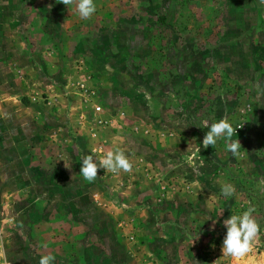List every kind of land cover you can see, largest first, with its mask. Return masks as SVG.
Returning <instances> with one entry per match:
<instances>
[{
	"label": "rangeland",
	"instance_id": "obj_1",
	"mask_svg": "<svg viewBox=\"0 0 264 264\" xmlns=\"http://www.w3.org/2000/svg\"><path fill=\"white\" fill-rule=\"evenodd\" d=\"M21 1H25L21 11L27 13L22 27L32 33L38 24L32 13L49 0ZM137 3L144 31L106 37L99 48L89 49L117 65L100 71L110 84L98 92L87 85L78 93L67 78H58L56 95L42 92L39 101L59 115L53 122L43 121L49 132L40 143L25 149L19 142L25 109L12 119L0 116V264H39L47 254L55 257L54 264L68 260L86 264L83 253L93 258L91 264H103L98 258L104 254L107 264H164L169 249L164 247L171 242L178 264H264V4L261 0ZM162 16L163 21L157 19ZM32 38L28 35L30 42ZM42 42L50 43L45 35ZM29 101L34 99L20 102ZM20 105L15 102V107ZM222 118L237 127L232 139L240 141L238 156L226 150L223 139L214 147L202 146L209 130L204 122ZM116 148L133 162L132 172L100 169L85 196L93 212L109 206L111 214L123 215L131 209L126 214L134 217L138 229L131 233L136 238L128 239L124 225L119 232L113 218L107 223L114 244L91 238L89 244L71 242L66 233L79 234L83 225L81 219L69 223L64 210L48 211L45 226L52 222L57 227L55 237H45L38 213L56 199L36 195L33 184L40 182L34 168L63 172V179L73 169L75 177L89 183L80 174L82 157L93 152L102 157ZM9 154L28 155L37 165L19 160L5 164ZM125 180L141 193L149 191L138 196L139 205L118 190ZM226 183L236 188L232 197L221 194ZM249 205L257 210L260 235L253 251L234 261L221 251L223 220Z\"/></svg>",
	"mask_w": 264,
	"mask_h": 264
},
{
	"label": "crops",
	"instance_id": "obj_2",
	"mask_svg": "<svg viewBox=\"0 0 264 264\" xmlns=\"http://www.w3.org/2000/svg\"><path fill=\"white\" fill-rule=\"evenodd\" d=\"M22 2L25 1L0 0V116L12 119L15 115H20L19 110L27 111L26 115L22 117L24 129H20L23 134L20 132L21 136L19 137V142L26 149L28 145L40 143L43 140V134L49 132L44 130L43 126L47 125L43 121L48 118V122H53L54 117L59 115L54 107H44L39 101L42 92L48 94L49 97L56 95L58 78L60 80L67 78L66 83L74 87V92L76 90L80 93V89L87 85L93 87L94 92L95 90L98 92L99 88L102 90L103 85L110 83L106 77L100 75V71L112 67L117 69V65L101 60L98 55L95 56L97 54V52L94 53L95 48H99L98 44L103 43L106 37L134 35L137 31H144L146 28L145 24L140 28L139 9L136 6L139 2L137 3V0H94L97 11L90 19L80 18L75 5L67 7L62 3H57V0H49L32 13V18L36 19L38 24L37 28L29 33L21 24L27 19V13L21 11ZM11 4L14 6L13 11ZM146 14H144V20L150 18V14ZM157 19L163 21L165 17H157ZM46 25L48 28H45ZM28 35L33 37L31 42L28 40ZM44 35L50 43L42 42ZM91 43H95L97 46ZM92 46H94V50H89ZM64 69L67 70L66 74L62 72ZM100 84L102 85L100 86ZM26 97L34 99V102L21 103L26 101ZM15 102L21 105L15 107ZM33 115L36 120L34 122L30 120ZM131 158L133 159V156ZM18 160L26 165L31 164V167L37 165L36 161L28 155L13 157L9 154L4 157L3 162L5 164L15 163ZM34 170V176L40 182L33 184L36 195L41 197L51 194L56 199L49 204L50 207L47 204L49 209L46 210V207H42L38 213L45 237L50 240L55 237L53 234L56 233L55 228L57 227L52 222L48 227L45 226L46 216L53 210H64L69 223L81 219L83 225L80 226L82 232L79 234H75L74 230L66 233V236H70L71 242L79 240L81 243L89 244L93 239L103 245L114 244L110 234L112 227L107 223V220L111 221L113 218L116 219L115 227L118 231L119 226L124 225L126 228L122 229L126 234L129 233L128 239L136 238L131 233L138 229L134 224V217H127L126 214L127 211L131 212L132 210L124 211L123 215H118L119 211L111 214L107 211V207H109L107 206L106 208L96 207L98 211L93 212L90 199L85 196L86 192H90L88 187L90 183L82 182L75 177L73 169L64 173V179L62 178L63 172L60 173V171L43 173L38 168H34ZM118 190H121V195H126L127 199L132 197L131 202L135 206L142 201L140 199L137 202L138 196L149 194V191L141 193L134 183L130 184L127 180L123 181ZM116 193L119 195L118 191ZM107 202L109 203V201ZM105 212H108L110 216H107ZM89 238L91 239L89 240ZM124 239L126 240V236ZM162 239L164 238L162 237ZM172 243L174 242L169 243V247H164L165 249L169 248L166 249L168 255L164 264H178L179 262L177 253L173 252V247L171 248L170 244ZM137 258L135 257L134 260ZM92 259L89 253H83L84 263L91 264ZM131 259L133 261V257ZM98 260H102L103 264L108 263L106 254L100 256ZM69 262L72 263L73 260H68ZM192 263L194 264V262Z\"/></svg>",
	"mask_w": 264,
	"mask_h": 264
},
{
	"label": "clouds",
	"instance_id": "obj_3",
	"mask_svg": "<svg viewBox=\"0 0 264 264\" xmlns=\"http://www.w3.org/2000/svg\"><path fill=\"white\" fill-rule=\"evenodd\" d=\"M57 3H62L67 7L75 5L76 12L82 19H90L97 11L94 0H57ZM261 3H264V0H261ZM260 83L259 81L257 82L258 88ZM204 126L209 128V130L203 138V148L214 147L218 140L223 139L226 150L233 156L239 155L240 141L232 139L236 135L237 127H234L232 123L223 118L211 123L205 121ZM100 169L114 174H118L121 171L131 173L133 162L120 148L108 150L102 157H97L94 152L82 157L80 174L84 180L89 183L94 182ZM235 193L236 188L234 185L230 183L221 185V194L223 196L232 197ZM256 211L255 206L249 205L247 210L241 214H231L230 217L223 220V226L226 228L221 249L223 256L239 261L253 251V246L261 231L260 224L254 216ZM214 226L215 222L213 228ZM196 239H199V236ZM54 261L55 257L47 254L41 256L39 264H54Z\"/></svg>",
	"mask_w": 264,
	"mask_h": 264
}]
</instances>
